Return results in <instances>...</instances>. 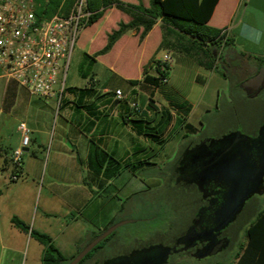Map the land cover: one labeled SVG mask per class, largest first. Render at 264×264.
Here are the masks:
<instances>
[{
    "label": "crops",
    "instance_id": "crops-1",
    "mask_svg": "<svg viewBox=\"0 0 264 264\" xmlns=\"http://www.w3.org/2000/svg\"><path fill=\"white\" fill-rule=\"evenodd\" d=\"M119 1L144 7L150 3V0ZM130 20L115 8L107 9L94 25L82 31L77 49L89 46L90 50L84 54L94 55L106 45L107 35L119 23ZM208 26L222 30L229 41L220 50L217 65L242 79L244 92L253 90L258 82L254 78L260 77L259 71L264 70V0H218ZM139 34L135 30L126 32L109 52L96 57L93 63L104 64L113 77L100 84L94 73L84 75L83 87L64 88L58 108L56 99L31 96L16 82L0 76V264H42L44 247L30 236L31 230L50 237L62 256L72 260L81 247L112 224L117 208L111 209L110 202L96 191H107L120 177L121 164L138 158L136 154L143 150L141 144L150 141L140 135L141 128H154L160 122L154 96L159 89L147 90L141 84L132 87L128 81L140 80L144 68L148 75L155 76V63L164 52L170 53L173 60L169 68L178 61H191L166 50L157 51L161 42L160 21L143 39H139ZM97 37L100 43L96 44ZM134 45L136 53L125 55L123 47ZM245 72L248 73L244 76ZM250 72L254 78L249 76ZM168 82L167 75L165 84ZM115 91H120L124 98L117 100ZM183 101L191 106L183 123L190 124L198 109L192 97ZM132 102L138 103L139 113L132 110ZM209 104L203 99L198 104L199 110H209ZM174 116L164 133L179 126L178 114ZM21 123L30 132V142L24 149L20 179L10 183L11 156L21 146L18 132ZM43 170L51 177L40 206L43 188L36 180ZM133 180L141 183L134 175ZM121 203L118 200V205ZM58 206L65 210L59 213ZM14 218L26 225L28 232L17 228L12 222ZM89 261L100 263V250Z\"/></svg>",
    "mask_w": 264,
    "mask_h": 264
},
{
    "label": "rangeland",
    "instance_id": "rangeland-1",
    "mask_svg": "<svg viewBox=\"0 0 264 264\" xmlns=\"http://www.w3.org/2000/svg\"><path fill=\"white\" fill-rule=\"evenodd\" d=\"M100 25H97L95 30H98ZM82 34L83 32L80 37ZM95 43H100V38L97 37ZM76 46L78 47V42ZM77 47L69 61L64 88L83 87L85 82L83 76L92 73L97 76L100 84L114 76L111 71L103 67L104 64H95L85 56L84 53L90 50L89 46H85L83 50H78ZM136 49L135 45L123 47L125 55L135 54ZM233 65L235 68L238 64ZM251 67L254 68L255 65L251 64ZM221 69L223 70L224 67L222 66ZM168 73L169 82L161 85L158 88L159 91L154 93L158 114L161 115L162 107L167 108L171 103H181L186 97H192L195 108L198 109L190 122L195 127V132L188 133L181 126H172L166 133L163 129V133L159 135L161 144L158 141L143 142L141 144L143 150L136 154L138 158H131L121 164V175L112 186L104 192L96 191L110 202L111 209L117 208L114 220L109 227L125 222L112 232L107 242L100 245L102 248L99 264H104L108 260H115V263L121 262L120 259L128 252L149 244H166L186 227L196 211L194 202L198 196L193 190L187 193L182 192L175 183H172V174L176 162L190 143L233 134L250 138L256 135L264 125V88L259 94L249 97L242 89L245 85H241L242 79L235 76L232 71L224 70L225 77L218 73L212 75L193 61L188 63L178 61L171 66ZM247 73L245 72L244 76ZM259 73L260 77L257 81L264 85V70ZM249 74L253 76V73ZM201 81H204V84H201ZM146 94L151 97L149 91H146ZM203 99L210 103L209 110H199L198 104ZM65 110L67 109L62 110L63 113ZM151 114L155 116L156 113L151 112ZM261 145H264V139L261 140ZM135 166H137L136 170ZM133 175L138 177L142 184L135 182ZM50 177L48 172L44 174L43 170L36 180L38 186L43 188L39 199L40 206ZM8 182L12 183L9 177ZM118 200H122L121 205H118ZM37 203L38 199L36 206ZM56 209L62 213L65 207L58 206ZM263 209L264 195L252 196L245 203L244 210L239 216V224L244 220L246 223L243 225L244 231L235 247L216 258L202 261L201 264L231 263L239 251V244L245 243V229ZM175 258L173 257L171 261ZM183 263L197 264L188 258H185ZM83 264H91V262L87 260Z\"/></svg>",
    "mask_w": 264,
    "mask_h": 264
},
{
    "label": "trees",
    "instance_id": "trees-1",
    "mask_svg": "<svg viewBox=\"0 0 264 264\" xmlns=\"http://www.w3.org/2000/svg\"><path fill=\"white\" fill-rule=\"evenodd\" d=\"M32 1L38 20L49 19L56 14L66 16L75 2V0ZM217 2L218 0H150L149 6L144 7L142 4L131 5L119 0H86V10L91 13V16L84 29L94 25L110 8L127 14L131 20L126 24L119 23L118 28L107 35L106 45L101 50L92 56L87 54L85 56L94 62L96 57L109 52L115 42L126 32L132 30L140 32L139 39L141 40L160 21L161 42L157 49L158 52L169 51L173 55L193 61L198 67L206 71L215 72L225 77L224 70L217 65V61L221 60L218 56L220 50L229 45V41L222 30L208 26V21ZM151 62L153 63V60ZM169 69L168 67L167 71L161 74L157 71L155 76H151L147 74V68H144L140 80H129L128 83L132 87L141 84L147 90L159 88L165 84L162 79H167ZM162 109L157 127L143 126L141 128L140 135L143 138L158 141L161 144L159 135L175 117L172 112L178 114L176 120L179 126H183L188 133L195 132V128L191 124L183 123L191 110L188 102L171 103L169 109ZM12 222L23 232H28V227L22 222L15 218ZM244 234L245 243L239 246V251L229 264H264V209L256 214L255 219L248 224ZM111 235L95 246L78 264H83L92 259L101 250L100 245L107 242ZM30 236L44 247L42 264H69L71 261V259L68 260L62 256L47 235L31 230Z\"/></svg>",
    "mask_w": 264,
    "mask_h": 264
},
{
    "label": "flooded vegetation",
    "instance_id": "flooded-vegetation-1",
    "mask_svg": "<svg viewBox=\"0 0 264 264\" xmlns=\"http://www.w3.org/2000/svg\"><path fill=\"white\" fill-rule=\"evenodd\" d=\"M263 88L264 85L257 82L253 90L246 89L247 96L259 94ZM263 139L264 135L259 136L257 132L250 138L233 134L190 143L174 166L172 183L182 192L197 193L192 218L179 235L166 244L146 245L112 264H184L185 258L201 264L233 249L246 223L244 220L239 224V216L252 196L232 221L225 222L237 208L235 194L250 187L253 177L257 176L264 187ZM242 176L246 181H242ZM173 257L176 258L171 261Z\"/></svg>",
    "mask_w": 264,
    "mask_h": 264
},
{
    "label": "built area",
    "instance_id": "built-area-1",
    "mask_svg": "<svg viewBox=\"0 0 264 264\" xmlns=\"http://www.w3.org/2000/svg\"><path fill=\"white\" fill-rule=\"evenodd\" d=\"M90 16L86 0H75L66 16L56 14L45 20L36 17L32 0H0V76L16 82L31 96L56 99L58 108L71 55ZM172 62L171 54L164 52L155 63L156 74L166 72ZM115 97L124 98L120 91H115ZM130 106L140 112L138 103ZM18 132L21 146L11 156V182L20 179L24 149L30 142L25 124H19Z\"/></svg>",
    "mask_w": 264,
    "mask_h": 264
},
{
    "label": "water",
    "instance_id": "water-1",
    "mask_svg": "<svg viewBox=\"0 0 264 264\" xmlns=\"http://www.w3.org/2000/svg\"><path fill=\"white\" fill-rule=\"evenodd\" d=\"M263 135H264V126H262V128L259 131V136H263ZM242 178H243L242 181H246L243 176H242ZM259 181L260 180L257 178V176L253 177L251 179L252 185L250 187H248L247 189L239 190L235 194V199H236V202H237V205H236L237 208L234 209V212L232 213V216L229 219L226 220V222H225L226 224H228L230 221H232V219H234V217L238 213H240V211H241V209L243 207V204L245 203V201L247 199H249L253 195H263L264 194V187H262V185L260 184L261 182H259ZM124 223L125 222L113 225V226L107 228L105 231H103L98 236H96L93 240H91L89 243H87L82 248V250L69 262V264H78L84 257H86L92 251V249L95 246H97L101 241H103L110 234H112V232L115 229H117V227H119L120 225H122ZM151 249H153V248H151ZM218 251H216V252H218ZM216 252H214L213 254H215ZM114 261L115 260H108L104 264H112V263H114Z\"/></svg>",
    "mask_w": 264,
    "mask_h": 264
}]
</instances>
